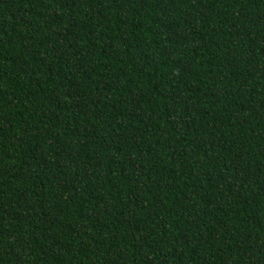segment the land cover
<instances>
[{"label":"trees","instance_id":"obj_1","mask_svg":"<svg viewBox=\"0 0 264 264\" xmlns=\"http://www.w3.org/2000/svg\"><path fill=\"white\" fill-rule=\"evenodd\" d=\"M0 264H264V0H0Z\"/></svg>","mask_w":264,"mask_h":264}]
</instances>
